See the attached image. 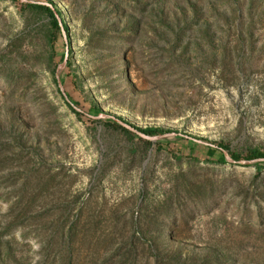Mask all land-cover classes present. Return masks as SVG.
<instances>
[{
    "label": "rangeland",
    "instance_id": "obj_1",
    "mask_svg": "<svg viewBox=\"0 0 264 264\" xmlns=\"http://www.w3.org/2000/svg\"><path fill=\"white\" fill-rule=\"evenodd\" d=\"M50 1L0 0V264H264V172L186 142L264 154V0Z\"/></svg>",
    "mask_w": 264,
    "mask_h": 264
},
{
    "label": "trees",
    "instance_id": "obj_2",
    "mask_svg": "<svg viewBox=\"0 0 264 264\" xmlns=\"http://www.w3.org/2000/svg\"><path fill=\"white\" fill-rule=\"evenodd\" d=\"M46 2L51 4L54 7L55 11L57 12L58 16L61 19L63 29L67 33V31H68L67 29L68 28L66 27V25L64 23V19H63L61 11L56 7V5L52 1L47 0ZM25 6L30 7V8H34V9H39V10H42L44 13H46L47 16L50 19V25L52 26V28L55 31H58V34L62 38V34L60 32V30H61L60 24H59V22L57 20V17L55 16V13H54V11H53V9L51 7L45 6V5L36 4V3H25ZM67 46H68V43L63 45L59 63H61L63 61V59H64L65 48ZM51 49H52V47H51ZM68 59H69V56H68ZM68 65H69V61L67 60L66 66H68ZM59 79H60V83L64 84L63 77H59ZM54 83L57 84L58 89H59V85L57 83V79H54ZM74 105H77V103H74ZM70 108L73 110L74 113L78 114L77 110L72 106V104H71ZM88 112H90L94 116H97L98 114L102 113V111L96 105H92L88 109ZM118 119L122 120L123 122L131 125L135 129H137V130H139V131H141V132H143V133H145L147 135H150V136L160 135V134H163V133L167 132V131H165V130H163L161 128H158V127H145V128L137 127L135 125L130 124L129 122L124 121L121 117H118ZM108 122L109 123H113L114 125L120 127L122 130H124L127 133L133 134L131 131H129L128 129H126V128L122 127V126H120L118 123L114 122L113 120H108ZM139 139L141 141H143L144 143H148V144L151 143L150 141H147V140L142 139L140 137H139ZM176 139H182V138L177 136ZM186 142H187V148H188L189 154H190V159L194 160L195 162L199 161V159H198L199 156H197V155L201 154V155H204V157H205L204 161L207 164L221 165V164L229 163L226 160L225 155L223 153V150H228V148L225 145H222L220 143H215L216 146L215 147H211V146H202L200 144L194 143L193 141H189V140H186ZM159 144L161 146L159 148H161V149H164V150L165 149L166 150H170L171 149L169 142L165 141V142H161ZM180 151H182V149H180ZM229 155L234 160V163H237L239 160H241V158L235 153H229ZM258 158H264V154L260 153L257 150H252V151L249 152V155H247V158H245V159L246 160H253V159H258ZM253 166H254V168L256 169V171L258 173L259 172H264V160H260V161L255 162L253 164ZM144 193H145V190L142 189L141 192H140L142 198H144V195H145Z\"/></svg>",
    "mask_w": 264,
    "mask_h": 264
},
{
    "label": "water",
    "instance_id": "obj_3",
    "mask_svg": "<svg viewBox=\"0 0 264 264\" xmlns=\"http://www.w3.org/2000/svg\"><path fill=\"white\" fill-rule=\"evenodd\" d=\"M22 1H23V0H22ZM25 1H27V2H29V3H36V4H40V5H45V6H49V7H51V8L53 9L54 13H55V16L57 17V20H58L59 24H60V27H61L62 33H63V35L65 36V31H64V29H63L61 19H60V17L58 16L57 12L55 11L54 7H53L51 4H49V3H47V2H42V1H32V0H25ZM67 60H68V51L66 50V52H65V56H64V59H63L62 63L59 64V66H58V70H60V69H62L63 67H65V65H66V63H67ZM56 79H57V83H58V85H59V88H60V90L62 91V86H61V83H60L59 75L56 76ZM63 95H64V93H63ZM75 109H76L77 111H79L77 108H75ZM89 116H90V115H89ZM90 117H91V116H90ZM102 117H108V115H106V114H104V113H100V114H98L97 116H93L92 118H94V119H98V118H102ZM111 119H112L114 122L118 123L120 126L126 128V129H128L129 131H131L132 133L136 134L138 137H140V138H142V139H145V140H147V141H150V142H155V141H157V140H161V139H164V138H166V137H170V136H177V135H180V134H178V133H163V134H160V135L150 136V135H147V134H145V133H143V132H141V131L135 129V128L132 127L131 125H129V124L123 122L122 120H120V119H118V118H116V117H111ZM187 138H190V139H192V140H194V141H196V142H199V143H204V142H202L201 140L194 139V138H191V137H188V136H187ZM204 144H206V145H208V146H211V147H215L213 144H210V143H204ZM223 153H224L225 158H226V160H227L228 162H232V163H234V160L230 157V155H228V153H227L226 151L223 150ZM260 160H264V158H258V159H253V160H241V161H238L237 163H240V164H241V163H255V162L260 161Z\"/></svg>",
    "mask_w": 264,
    "mask_h": 264
}]
</instances>
